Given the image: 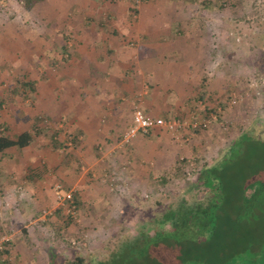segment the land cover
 I'll use <instances>...</instances> for the list:
<instances>
[{
  "label": "rangeland",
  "instance_id": "obj_1",
  "mask_svg": "<svg viewBox=\"0 0 264 264\" xmlns=\"http://www.w3.org/2000/svg\"><path fill=\"white\" fill-rule=\"evenodd\" d=\"M205 1L43 0L26 10L0 0L2 264L29 255L43 263L50 247L63 261L79 255L97 264L121 232L145 229L165 204L190 198L201 165L243 130L264 127V0ZM113 40L118 56L145 53L149 74L132 60L93 65ZM31 80L32 93L20 86ZM137 102L181 126L139 135L132 151L134 138L123 136ZM72 111L96 114L85 120L92 134H74ZM20 137L28 144L17 146ZM112 154L137 165L134 178L113 169ZM227 170L237 186L264 180V128ZM58 184L78 193L76 218L58 208Z\"/></svg>",
  "mask_w": 264,
  "mask_h": 264
},
{
  "label": "trees",
  "instance_id": "obj_2",
  "mask_svg": "<svg viewBox=\"0 0 264 264\" xmlns=\"http://www.w3.org/2000/svg\"><path fill=\"white\" fill-rule=\"evenodd\" d=\"M42 1L18 0L26 10ZM20 86L32 93L36 82L23 81ZM262 128L254 122L243 130L217 160L201 165L190 186V198L181 196L165 204L152 214L145 229L119 233L107 256L97 264H264V229L258 232L253 226L264 216V180L237 186L227 170L243 147L259 139ZM24 139L17 146L28 144L29 138ZM74 203L78 211L81 201L76 192ZM54 261L86 264L88 260L78 255L60 261L51 253L49 263Z\"/></svg>",
  "mask_w": 264,
  "mask_h": 264
},
{
  "label": "crops",
  "instance_id": "obj_3",
  "mask_svg": "<svg viewBox=\"0 0 264 264\" xmlns=\"http://www.w3.org/2000/svg\"><path fill=\"white\" fill-rule=\"evenodd\" d=\"M143 34H145V33H143ZM143 37H145V36H143ZM144 46L143 48H144V50H145V43H140L138 46L139 47H141V46ZM123 48V47H122ZM148 49V48H147ZM118 50H119V46H118V42L115 40H113V44L111 45V46H109V48H106L103 52H102V54L104 55L103 56V58H102V54H100L99 55V57L97 58H94L95 60H91V63L93 64H95V63H97V61H102V62H105V63H107V64H109L108 66H110V65H113V64H115V61H121V63H123V64H125V62H129L130 60H132V63L134 64V66L136 67V69H138V68H140V70H142V71H148V74H149V71H150V66H147V67H145V53L143 54V55H141V58L139 59V54L140 53H137V56L135 55V54H131L130 55V57H128V58H125V57H122V56H118V54H120V53H118ZM107 51H109L111 54H114L115 56H113V59H111L110 61H108L109 59L105 56V55H107ZM157 51H158V49H157ZM147 52H149V51H147ZM159 52V51H158ZM159 54V53H158ZM148 55H150L149 53H148ZM136 58V59H135ZM150 58H147V65H148V62L150 63V60H149ZM109 62V63H108ZM158 63H160V61L158 60L157 61ZM93 64V65H94ZM141 64V65H140ZM154 69V68H153ZM157 70H160V66L157 68ZM77 113V114H76ZM76 114V115H75ZM94 114V113H93ZM93 114H89V116L88 117H85L84 115H82V114H79L78 112H73L72 111V113H71V116H72V118H75L77 121V126H76V128H75V135H81V136H86V135H90V134H92L94 131L93 130H91V129H93V127H92V124L91 123H89V122H85V120H86V118H90V115H93ZM94 115H96V114H94ZM93 118H95V117H93ZM96 119V118H95ZM142 135V134H141ZM143 136H145V135H143ZM142 137H140L139 135L136 137V138H134V140H132L131 142V145H129V146H132V151H134L135 149H134V145H139L140 143V145H142ZM134 143V144H133ZM120 145V144H119ZM118 144H117V146H119ZM128 146V147H129ZM111 158H114V159H116L117 158V161L116 162H112V164L113 165H111V166H113V169H116V170H119V171H121V172H123L124 174H123V177H124V175H125V177H126V179H128L129 177H131V178H134V172H135V169H134V167L135 166H137V165H135V164H131V165H128L127 167H125V166H123L121 163H123V161L122 160H120V158H118L119 157V155H117V154H112L111 156H110ZM113 160V159H112ZM72 162L73 161H68L67 163H66V165H69V164H72ZM123 168V169H122ZM119 171H117V185H116V191L118 190V184L120 183V175H119ZM137 171H139L138 170V168H137ZM141 174H143V170H140L139 171ZM65 182H71L69 179L68 180H66ZM121 211V210H120ZM119 214L121 215L122 214V212H119ZM123 221V220H122ZM52 249V250H51ZM51 250V251H50ZM17 251V250H16ZM19 251H21V250H19ZM32 253V252H31ZM49 253L51 254H55V256H56V258L58 259V260H60V261H62L61 259H60V255L58 256V254L54 251V249L52 248V247H50V249H49ZM49 258H50V255H49V257L45 260H42L43 261V263H40V264H48L49 263ZM27 261V262H25V261ZM23 261V263H17V264H38V262H36L35 260L33 261V259L31 258V255H29V257H28V260H27V258L26 259H24ZM0 264H2L1 262H0ZM7 264H16L13 260L11 261V262H9V263H7Z\"/></svg>",
  "mask_w": 264,
  "mask_h": 264
},
{
  "label": "built area",
  "instance_id": "obj_4",
  "mask_svg": "<svg viewBox=\"0 0 264 264\" xmlns=\"http://www.w3.org/2000/svg\"><path fill=\"white\" fill-rule=\"evenodd\" d=\"M180 126L181 124L178 120L147 115L141 104L137 102L133 105L132 121L124 133L123 142L128 143L138 135L149 134L157 128H164L174 132ZM56 190L58 193V208L63 209L72 218H76L74 191L72 189L65 190L61 184L56 186Z\"/></svg>",
  "mask_w": 264,
  "mask_h": 264
}]
</instances>
